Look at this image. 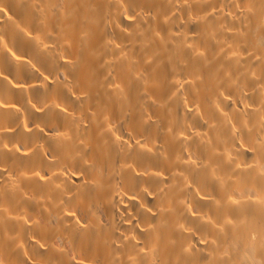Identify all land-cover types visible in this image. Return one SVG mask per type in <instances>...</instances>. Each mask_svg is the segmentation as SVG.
<instances>
[{
	"label": "clouds",
	"instance_id": "9594fccd",
	"mask_svg": "<svg viewBox=\"0 0 264 264\" xmlns=\"http://www.w3.org/2000/svg\"><path fill=\"white\" fill-rule=\"evenodd\" d=\"M0 264H264V0H0Z\"/></svg>",
	"mask_w": 264,
	"mask_h": 264
},
{
	"label": "bare ground",
	"instance_id": "6f19581e",
	"mask_svg": "<svg viewBox=\"0 0 264 264\" xmlns=\"http://www.w3.org/2000/svg\"><path fill=\"white\" fill-rule=\"evenodd\" d=\"M35 91L37 92V94H39L42 90L41 89H36Z\"/></svg>",
	"mask_w": 264,
	"mask_h": 264
}]
</instances>
